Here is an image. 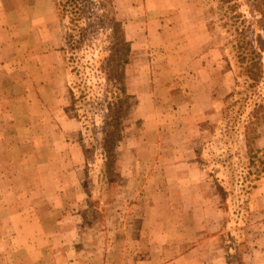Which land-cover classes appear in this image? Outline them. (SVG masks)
<instances>
[{"label": "rangeland", "instance_id": "rangeland-1", "mask_svg": "<svg viewBox=\"0 0 264 264\" xmlns=\"http://www.w3.org/2000/svg\"><path fill=\"white\" fill-rule=\"evenodd\" d=\"M108 1L132 43L127 78L135 96L111 173L104 124L97 120L85 131L72 110L62 50L66 21L56 1L21 0V20L43 21V53L59 46L54 83L63 92L52 100L54 92L45 94L47 108L21 110V139L0 92V264H264V180L255 186L249 215L229 211L228 172L218 164L212 134L219 135L237 70L234 40L217 21L216 4L85 0L86 55L97 67L112 39ZM236 3L264 62V32L247 0ZM1 18L8 20L5 12ZM31 49L21 44V72L33 68ZM2 83L0 76V91ZM260 90L264 97V80ZM3 128L9 139H2ZM237 149L245 173L243 137ZM255 151L257 162L264 160L263 128Z\"/></svg>", "mask_w": 264, "mask_h": 264}, {"label": "trees", "instance_id": "trees-1", "mask_svg": "<svg viewBox=\"0 0 264 264\" xmlns=\"http://www.w3.org/2000/svg\"><path fill=\"white\" fill-rule=\"evenodd\" d=\"M59 17L66 21L64 62L68 71L66 88L74 116L83 124L85 131L92 130L100 120L105 129L106 170L111 173L117 163V150L125 137V123L135 106V96L128 87L127 68L131 63L132 43L127 39L123 23L114 15L111 3L105 4V18L112 24V39L107 48V57L97 67L95 59L88 57L86 36L89 29L83 28L86 19L85 0H55ZM215 17L220 26L234 40L237 70L235 86L226 101L223 118L216 139L218 164L227 168L228 177L224 195L229 211L238 208L249 215L250 201L255 186L264 180V160L258 159L255 143L264 130V97L260 87L264 80V62L253 43L247 39L244 16L238 11L236 0H213ZM256 24L264 32V0H247ZM107 12V13H106ZM114 13V14H113ZM92 33V32H91ZM83 136V133H81ZM243 137L249 159L245 173H241L238 161V139ZM81 144L87 155L84 140ZM209 144L212 142H208ZM212 145V144H210ZM263 166L260 168L259 164ZM257 164L258 167L257 168ZM227 211V208H226ZM246 216L236 221L238 226ZM230 224V223H229Z\"/></svg>", "mask_w": 264, "mask_h": 264}, {"label": "crops", "instance_id": "crops-1", "mask_svg": "<svg viewBox=\"0 0 264 264\" xmlns=\"http://www.w3.org/2000/svg\"><path fill=\"white\" fill-rule=\"evenodd\" d=\"M147 9L150 11L149 6ZM1 12H5L8 18L7 21L1 18L0 22V69L7 70L6 73L3 72L0 75L4 77V83L1 85L6 87L4 91H0L3 99L2 108L11 118L9 126L14 128L16 138L21 139V110L47 108L51 101H46L47 98L45 99L44 95L49 91L54 92L55 96L50 97L52 100L56 98L58 92H63L62 84L58 86L54 83L55 80L60 79L56 75L59 46L55 44L53 51L43 53L42 45L46 43V39H43V21L41 18L36 19L35 16L31 21L21 20V0H1ZM9 16L11 17L9 18ZM26 43L33 51V54L28 58L32 61L33 68L21 72V44ZM4 94H7V97ZM24 96L29 98H24ZM65 111L67 114L69 111L71 115L68 105ZM6 132L7 130L2 132L4 140L9 139L8 136H4ZM259 242H264V234L259 238Z\"/></svg>", "mask_w": 264, "mask_h": 264}]
</instances>
